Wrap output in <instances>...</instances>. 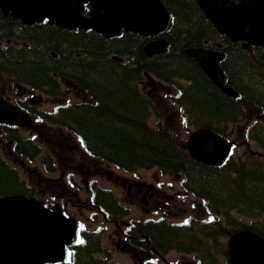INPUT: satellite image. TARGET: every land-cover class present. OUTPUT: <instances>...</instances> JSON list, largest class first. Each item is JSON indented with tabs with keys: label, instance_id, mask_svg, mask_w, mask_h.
Wrapping results in <instances>:
<instances>
[{
	"label": "trees",
	"instance_id": "trees-1",
	"mask_svg": "<svg viewBox=\"0 0 264 264\" xmlns=\"http://www.w3.org/2000/svg\"><path fill=\"white\" fill-rule=\"evenodd\" d=\"M161 1L172 19L162 33L168 40L165 51L151 56L142 51L150 37L138 33L122 31L106 38L90 30L78 35L46 21L26 25L0 9V77L50 97H65L51 109L22 108L77 136L89 157L124 171L154 168L159 174L179 176L182 189L201 202L210 216H188L181 221L163 216L141 221L128 217L135 236L132 242L158 253L168 249L194 253L199 261L195 264H218L219 256L226 258L225 242L232 232L250 229L264 237V218L260 217L264 215V107H255L254 118L243 124V139L226 159L216 166L207 165L189 155L185 137L177 138L159 122L148 124L154 105L139 81L147 71L172 84L176 92L170 96L191 129L204 126L228 136L233 125L245 122L246 101L264 104L262 57L217 32L195 0ZM16 26L21 27L19 36ZM202 43L223 50L220 66L225 82L237 90L236 97L218 89L186 54L188 45ZM71 83L83 99L70 101L67 86ZM0 93L4 94L1 88ZM0 134L11 141L15 156L33 160L42 154L21 127L0 123ZM40 161L51 170L50 153H43ZM91 190L87 202L98 206L107 218L129 215L128 206L110 188L93 184ZM11 193L30 196L34 188L0 154V196ZM78 239L83 243L72 245V264H109L99 256L107 253L98 234L80 229Z\"/></svg>",
	"mask_w": 264,
	"mask_h": 264
},
{
	"label": "water",
	"instance_id": "water-1",
	"mask_svg": "<svg viewBox=\"0 0 264 264\" xmlns=\"http://www.w3.org/2000/svg\"><path fill=\"white\" fill-rule=\"evenodd\" d=\"M205 17L232 41L245 46L264 45V0H197ZM91 3V17L82 16L83 4ZM0 9L25 23L46 17L55 24L92 29L107 37L121 29L142 35L163 30L169 13L159 0H0ZM160 36L142 47L146 56L165 50ZM185 52L194 58L202 72L223 93L235 97L236 90L224 80L219 64L223 53L203 46H189ZM119 59V57H117ZM147 80L151 76L144 71ZM32 127L31 115L0 95V123ZM230 141L208 127L192 130L185 147L189 155L207 165H219L227 157ZM75 236V219L64 216L58 204L43 206L35 197L23 194L0 196V264L68 263L69 244ZM230 264H264V238L249 229L233 232L226 241Z\"/></svg>",
	"mask_w": 264,
	"mask_h": 264
},
{
	"label": "rangeland",
	"instance_id": "rangeland-1",
	"mask_svg": "<svg viewBox=\"0 0 264 264\" xmlns=\"http://www.w3.org/2000/svg\"><path fill=\"white\" fill-rule=\"evenodd\" d=\"M139 84L154 105V114L149 117L148 124L155 126L159 122L165 130L179 139L188 135L191 125L185 122L182 109L170 96L174 93V86L164 83L162 87L155 85L152 88L145 79L139 81ZM15 87L16 84L13 85L10 79L0 77V88L4 90V95L11 102H15L13 98L16 92ZM9 94L11 97L8 96ZM28 95L37 96L35 92H30ZM68 97L70 101L84 98L82 93L77 95L73 89L68 90ZM60 99L62 98L59 96L44 95L36 107L51 109L65 101L64 98L62 101ZM245 112L247 117L245 121H250L255 115V108L247 107ZM22 134L35 141L41 147L42 154H51L53 162L55 161L53 171L45 170L40 161L42 154L29 160L8 153L11 146L5 144L6 139L1 134L0 154L16 167L19 175L26 182L33 186L34 194L38 199L47 203L66 201L65 208L78 219L81 225L94 228L109 252L110 264H142L144 262L150 264V261H153L152 264H193L195 260L198 261L194 253L182 254L175 249L162 254V258L145 248L142 250L146 252H143L136 245L131 244L128 239L125 241V235L122 233L125 221L107 222L100 215L93 220L89 213L91 210L85 207L88 193L85 186L88 187L89 182L94 180L110 188L122 202L128 205L130 209L128 217L130 218L144 219L163 216L181 221L188 216L207 217L201 202L183 191L176 177L159 174L154 168H141L135 172H127L96 158H91L82 151L75 135L48 125L39 119L34 122L32 129L22 128ZM227 138L232 143L243 139V122L233 125ZM251 144L253 145V142ZM67 172L73 173L72 182L75 183V187H70L65 182ZM160 182L163 183L162 187L159 186ZM147 184L153 186L146 188ZM260 217L264 218V215ZM147 251L151 252L150 257ZM99 256L108 259L104 252L99 253ZM218 264L229 263L224 256H219Z\"/></svg>",
	"mask_w": 264,
	"mask_h": 264
},
{
	"label": "flooded vegetation",
	"instance_id": "flooded-vegetation-1",
	"mask_svg": "<svg viewBox=\"0 0 264 264\" xmlns=\"http://www.w3.org/2000/svg\"><path fill=\"white\" fill-rule=\"evenodd\" d=\"M196 1V4H197V6H198V8L200 9V11L202 12V14H203V11L201 10V8H200V6H199V4H198V2H197V0H195ZM83 11H82V16H84V17H86V18H90L91 17V11H92V9H93V5L91 4V3H84L83 4ZM204 15V14H203ZM205 17V16H204ZM18 20V19H17ZM39 20H41V21H46L48 24H50V25H56V26H58V27H61V26H59V25H57V24H55V22H51V21H49L48 19H46V18H42V19H39ZM170 20H171V18H170ZM170 20H169V22H170ZM169 22H168V24H169ZM32 22H30V23H26V25H30ZM42 24H44V22H42ZM168 24H167V26H168ZM25 25V26H26ZM167 26L163 29V30H161L160 32H158L157 34H154V35H148L147 37H150V39L151 38H157V37H160V36H162L163 37V35H162V33H163V31L167 28ZM61 28H65V27H61ZM66 29H68V28H66ZM21 30V27H17L16 26V30H15V32H16V36H19L18 34H17V32H19ZM69 30H71L72 31V33H77L78 35L81 33L80 31H85V32H91L90 30H93L90 26H87V27H85V28H81V27H78V26H75L74 28H71V29H69ZM93 31H95V30H93ZM97 33H99V32H97ZM99 34H101V35H103L102 33H99ZM106 37V36H105ZM106 38H109V37H106ZM8 41V43H11V44H13V45H17L18 43L17 42H10L9 40H7ZM0 44H1V41H0ZM247 49H249L251 52H257V53H260V54H262V64L264 65V46H253V47H246ZM52 52V54L54 55V52L53 51H51ZM65 84H67V83H65ZM151 85H153L152 86V88H154V86L155 85H157V86H159V87H162L163 86V84L161 83V82H159V81H156V80H154V81H152L151 83H150ZM71 86H67V88H68V90L69 89H73L74 91H75V93L77 94V95H80L79 94V88H77L76 86H75V84L74 83H71L70 84ZM16 92L13 94V98L15 99V102L17 103V102H19L20 104H22V105H24V106H28V107H36V106H38L40 103H39V101L41 100V99H43V97H44V94L41 92V91H35V90H33V89H30V88H27L25 85H23L22 86V88H19V87H17V84H16ZM19 90H18V89ZM30 92H35L36 93V95H39L40 97L38 98V96H35V97H30L28 94L30 93ZM8 96H10L11 97V95L9 94ZM47 96V95H46ZM50 97V96H49ZM52 97H58V96H52ZM41 98V99H40ZM60 98H62V99H60L61 101L63 100V98H65V97H60ZM245 107H264V104H254V103H252V100L251 99H249L248 100V102L246 103V105H245ZM37 108V107H36ZM85 153V152H84ZM88 156V155H87ZM92 158V157H91ZM53 163H55V161L53 162V160H52V166H51V170L53 171V169H54V165H53ZM51 170H47V171H51ZM130 172H135V171H130ZM66 176H67V178H68V180L69 181H71L72 182V178H73V173L72 172H67L66 173ZM74 185H75V183L74 182H72ZM153 185L152 184H147L146 185V188H151ZM85 188L88 190V192L89 193H91L92 192V190H90V189H88V187L87 186H85ZM161 190V189H160ZM63 203H64V205L66 204V201H63ZM101 213L103 214V212L101 211ZM103 219H105V217L103 216ZM129 237H130V239H132L133 237H135L134 236V233L132 232V230H130L129 231ZM127 239L128 238H125V241H127ZM128 241L130 242V240L128 239ZM131 243V242H130ZM132 244V243H131ZM148 250V249H147ZM143 251V250H142ZM143 252H146V251H143ZM135 255V254H134ZM143 255H144V253H143ZM148 255H149V253H148ZM148 261V260H147ZM142 264H144V263H142Z\"/></svg>",
	"mask_w": 264,
	"mask_h": 264
},
{
	"label": "bare ground",
	"instance_id": "bare-ground-1",
	"mask_svg": "<svg viewBox=\"0 0 264 264\" xmlns=\"http://www.w3.org/2000/svg\"><path fill=\"white\" fill-rule=\"evenodd\" d=\"M172 19V18H171ZM175 19H176V16H175ZM130 32H132V31H130ZM134 33H136V32H134ZM139 34V33H138ZM140 35H142V34H140ZM144 36V35H143ZM164 38V37H163ZM165 39V41L167 42L168 40L166 39V37L164 38ZM192 45V44H191ZM191 45H188L187 47H189V46H191ZM218 45H219V47H220V45L222 46V44L221 43H218ZM186 47V48H187ZM185 48V49H186ZM222 53H223V56H224V52H223V50L221 49V48H218ZM223 56H222V58H223ZM263 71H264V69H263ZM224 73V72H223ZM236 92H237V90H236ZM236 96H237V94H236ZM235 96V97H236ZM146 249V248H145ZM169 250H171V249H168L167 251H169ZM176 250V249H175ZM149 251H152V252H155V251H153V250H149ZM166 251V252H167ZM177 251H179V250H177ZM179 252H181V251H179ZM156 254H158L161 258H162V254H164V253H158V252H155ZM182 254H188V253H185V252H181ZM198 258V257H197ZM72 260H73V248L71 249V252H70V258H69V264H72ZM199 262V261H198ZM54 263H56V262H54ZM53 264V263H52ZM63 264V263H62Z\"/></svg>",
	"mask_w": 264,
	"mask_h": 264
},
{
	"label": "snow or ice",
	"instance_id": "snow-or-ice-1",
	"mask_svg": "<svg viewBox=\"0 0 264 264\" xmlns=\"http://www.w3.org/2000/svg\"><path fill=\"white\" fill-rule=\"evenodd\" d=\"M77 243H83V241L78 239V240H77Z\"/></svg>",
	"mask_w": 264,
	"mask_h": 264
}]
</instances>
